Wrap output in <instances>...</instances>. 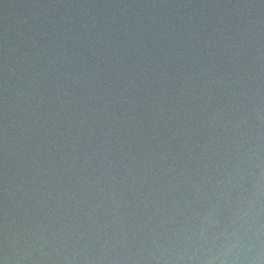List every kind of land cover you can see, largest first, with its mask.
I'll list each match as a JSON object with an SVG mask.
<instances>
[{
	"label": "water",
	"instance_id": "1",
	"mask_svg": "<svg viewBox=\"0 0 264 264\" xmlns=\"http://www.w3.org/2000/svg\"><path fill=\"white\" fill-rule=\"evenodd\" d=\"M0 264H264V0H0Z\"/></svg>",
	"mask_w": 264,
	"mask_h": 264
}]
</instances>
